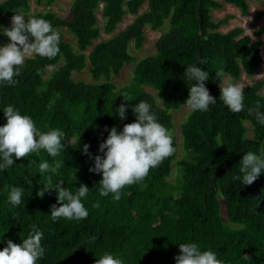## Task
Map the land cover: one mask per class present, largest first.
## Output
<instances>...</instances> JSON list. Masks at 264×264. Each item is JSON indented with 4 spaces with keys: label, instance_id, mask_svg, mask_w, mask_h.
Returning <instances> with one entry per match:
<instances>
[{
    "label": "trees",
    "instance_id": "1",
    "mask_svg": "<svg viewBox=\"0 0 264 264\" xmlns=\"http://www.w3.org/2000/svg\"><path fill=\"white\" fill-rule=\"evenodd\" d=\"M250 1L260 0H72L67 17L50 9L30 13L48 19L60 32L61 51L53 58L35 53L26 57L17 83L0 85V108L12 103L30 114L42 131L59 128L66 147L57 157L41 149L14 158L15 163L0 172V248L8 239L21 242L36 224L43 230L45 247L37 264H93L106 250L120 255L125 264H175L178 245L186 240L217 251L225 264H264V172L251 184L232 179L244 152L264 150V125L247 111L256 107L257 100L264 109V75L244 88L247 107L239 113L230 112L220 101L215 77L223 70L225 77L238 82L242 73L251 76L260 67L264 24L257 25L264 7L250 21L254 38L242 26L219 30L229 17L215 20L211 14L225 2L247 15ZM35 2L49 7L55 0ZM143 3L147 8L138 13ZM97 9L104 19L102 28ZM29 10L30 0L0 1V25L16 12ZM126 13L134 19L113 33ZM165 25L154 53L137 59L130 52V46L142 48L145 27L158 30ZM62 28L75 44L66 40ZM102 30L113 34L94 43ZM8 40L0 32L1 44ZM201 58L206 62L200 66L210 73L205 84L217 102L207 111L190 109L186 115L180 125L183 154L176 159L175 151L150 169L142 182L126 185L119 200L111 193L102 196L101 174L89 171L93 160L81 151L83 144L97 154L108 128L115 125L119 130L136 119L129 107L121 120L117 106L140 99L153 105L170 132L174 126L170 111L186 104L192 83L184 79V69L199 64ZM129 63L134 64L131 80L118 87L112 77ZM85 67L91 82L74 77ZM145 86L153 88L154 95ZM5 121L0 109V124ZM173 143L176 149L174 136ZM45 159L55 162V171L39 173V162ZM173 173L176 176L170 180ZM57 180L73 192L81 182L89 186L91 191L82 198L89 209L87 217L52 220L50 206L60 203L52 187ZM11 185L24 188L20 205L7 200ZM44 185L52 188L39 195Z\"/></svg>",
    "mask_w": 264,
    "mask_h": 264
},
{
    "label": "clouds",
    "instance_id": "2",
    "mask_svg": "<svg viewBox=\"0 0 264 264\" xmlns=\"http://www.w3.org/2000/svg\"><path fill=\"white\" fill-rule=\"evenodd\" d=\"M0 32L9 40L0 44V85L15 84L21 68L25 64V58L33 53L53 58L60 49V32L53 24L43 16H26L16 12L11 17V26L0 25ZM206 58H201L199 64H187L183 77L192 81L189 87V95L184 101L192 111H207L210 104L215 105L217 98L210 94L205 81L209 78V71L201 64ZM219 78L220 101L233 113H239L246 109L244 103L245 91L240 82H236L231 76L225 77L223 70L215 73ZM196 81V83H193ZM128 101L127 94H122ZM262 101H255V108L247 107V111L253 113L256 121L264 125V109ZM131 107L136 119L124 123L121 129L115 125L107 129V136L98 146V153L93 155L89 151V144L84 143L81 151L88 154L93 160L89 171L100 173L99 193L102 196L112 194V199L119 200L122 190L126 185L140 183L149 174L150 169L159 166L176 149L173 136L163 125L153 105L144 99L133 104L122 102L115 109L119 118L126 117V109ZM6 121L0 124V172L8 169L15 163L14 158L25 157L29 153H38L41 149L52 156L57 157L66 144L62 141L59 128H49L42 131L33 117L22 112L12 103L2 108ZM102 153V154H101ZM55 171V162L48 160L39 162V173ZM264 172V150L244 152L238 163V173L232 179L241 184H251L259 174ZM31 184V180L28 181ZM49 183H52L49 176ZM63 181L57 180L52 186L57 191L59 206L53 203L50 216L52 220L64 217L69 220H82L89 215V209L85 206L83 197L91 191L86 183L81 182L75 192L62 186ZM44 185L38 191L42 195L44 190L52 188ZM24 188L21 185L9 186L7 200L11 205H20L23 202ZM98 206V204H97ZM43 230L36 224H32L30 230L21 242H13L8 239L5 246L0 248V264H37L39 258L45 255V247L42 244ZM180 251L175 255V264H225L217 256V251L202 247L198 242L186 240L179 243ZM243 257L250 261L245 254ZM93 264H125L124 259L111 251H104Z\"/></svg>",
    "mask_w": 264,
    "mask_h": 264
},
{
    "label": "rangeland",
    "instance_id": "3",
    "mask_svg": "<svg viewBox=\"0 0 264 264\" xmlns=\"http://www.w3.org/2000/svg\"><path fill=\"white\" fill-rule=\"evenodd\" d=\"M2 1V0H0ZM72 0H55V2L49 6L46 7L43 3H36L35 0H30V10L29 12L23 13L26 16H28L30 13H33L35 11H45L50 9L51 11L57 13L61 17H67L70 14V4ZM264 7V0L260 1H250L249 2V11L247 15H242L237 7H235L232 4L223 2V7L220 9H213L211 14L213 19H223L225 17H229L227 22L223 25H221L220 29L221 31H227L235 26H242L245 30V33L249 34L253 37V30L254 28L250 26V21L254 17L255 13L262 9ZM147 8V4L143 3V5L140 7L138 13L143 12ZM96 15L98 18V25L102 28L104 24V19L101 14V10H96ZM134 15H131L129 13H126L123 17V20L117 25L114 32H117L118 30H122L125 28L133 19ZM264 24V17H262L258 21L257 26H261ZM3 26L10 27L11 26V20L7 21ZM167 29V25L164 27L158 29V30H152L149 27L144 28V34H145V40L144 44L141 49L134 50L132 46H130V52L137 58L140 59L146 55L152 54L155 51V42L158 39V37L161 35V33ZM62 31L65 34L66 40L71 42L72 44H75V39L72 35H70L66 28H62ZM113 33L106 34L103 30L100 33V37L94 41V43L109 38ZM263 40V46L261 49V57H262V63L259 68L256 69L255 73L251 76H247L245 73H242L241 78L238 82L245 85L244 88L251 84L252 82L259 80L264 75V34L262 35ZM1 44V42H0ZM34 54V53H33ZM28 55L26 57L32 56ZM51 68V67H50ZM134 64H126L124 68L121 70L120 75L118 77H112V81L118 86H122L126 83H128L131 80V76L133 73ZM75 79L83 80L87 82H91V78L89 76L88 67H85L80 72H74ZM145 89L154 95L155 90L149 86H145ZM261 93L264 94V87L261 90ZM157 102L160 104L161 100L159 98H156ZM190 111V108L187 104L182 105L177 110H171V114L173 116V128L171 129L170 133L175 137L177 142L176 147V159H178L182 154L183 150L181 148L182 144V138H181V132H180V125L184 120L186 119V115ZM247 126H250L249 123H246ZM247 134L251 136L250 130H248ZM173 169L175 171V166H173ZM176 176L175 173L169 178L170 180H173V178Z\"/></svg>",
    "mask_w": 264,
    "mask_h": 264
}]
</instances>
